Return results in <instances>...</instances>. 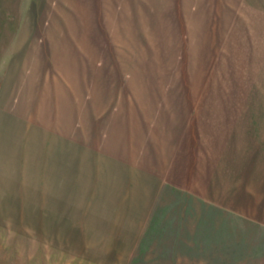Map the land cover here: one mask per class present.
I'll list each match as a JSON object with an SVG mask.
<instances>
[{"label":"crops","instance_id":"1","mask_svg":"<svg viewBox=\"0 0 264 264\" xmlns=\"http://www.w3.org/2000/svg\"><path fill=\"white\" fill-rule=\"evenodd\" d=\"M96 1L0 0V201L17 191L15 221L99 264H215L230 223L264 231V101L215 87L214 40L196 85L180 71L139 92L115 69L105 86L107 63L77 49L92 28L69 18L106 13Z\"/></svg>","mask_w":264,"mask_h":264},{"label":"rangeland","instance_id":"2","mask_svg":"<svg viewBox=\"0 0 264 264\" xmlns=\"http://www.w3.org/2000/svg\"><path fill=\"white\" fill-rule=\"evenodd\" d=\"M96 2L97 9L91 10L106 13L69 18L76 25L85 23L92 28L93 46L77 49L82 54H97V59L107 63L105 86H120L115 69L124 86L139 92L151 87L152 81L157 87L173 86L180 71L196 85L197 70H208L209 75L213 69L214 40L215 87L246 88L253 92V101L256 97L264 101V0H108L101 8ZM82 67L85 63L76 64V69ZM79 81V87L89 88L90 79ZM76 97L81 102L84 99ZM12 194L16 197L0 201L4 205H0V218L6 220L0 222V264H99L93 255L80 252L78 240L35 238L30 208L28 222L15 221L25 205L17 191ZM233 223L215 239V264H264L261 224ZM224 234L233 237L224 238Z\"/></svg>","mask_w":264,"mask_h":264}]
</instances>
